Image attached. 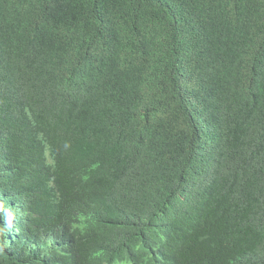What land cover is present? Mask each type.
<instances>
[{
  "label": "trees",
  "instance_id": "16d2710c",
  "mask_svg": "<svg viewBox=\"0 0 264 264\" xmlns=\"http://www.w3.org/2000/svg\"><path fill=\"white\" fill-rule=\"evenodd\" d=\"M0 264H264V0H0Z\"/></svg>",
  "mask_w": 264,
  "mask_h": 264
}]
</instances>
